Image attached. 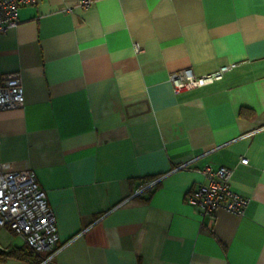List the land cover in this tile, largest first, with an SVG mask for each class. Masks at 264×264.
Wrapping results in <instances>:
<instances>
[{
    "label": "crops",
    "instance_id": "crops-1",
    "mask_svg": "<svg viewBox=\"0 0 264 264\" xmlns=\"http://www.w3.org/2000/svg\"><path fill=\"white\" fill-rule=\"evenodd\" d=\"M78 1L22 5L0 33V75L19 73L24 98L0 111V165L46 192L59 241L44 264H264V0ZM230 63L204 87L168 81ZM205 165L231 169L242 215L186 202ZM14 248L0 227V264H33L2 256Z\"/></svg>",
    "mask_w": 264,
    "mask_h": 264
},
{
    "label": "built area",
    "instance_id": "built-area-1",
    "mask_svg": "<svg viewBox=\"0 0 264 264\" xmlns=\"http://www.w3.org/2000/svg\"><path fill=\"white\" fill-rule=\"evenodd\" d=\"M39 0H0V33L17 24L18 10L22 5H36ZM95 0H79L82 9ZM135 52L140 51L137 43ZM235 66L230 63L218 69L197 75L190 67L172 71L168 81L175 92L204 87L222 79ZM23 85L19 73L0 75V111L18 109L23 106ZM239 162L246 164V157ZM179 165L177 168H181ZM203 180L186 194V202L199 208L200 216H213L221 209L234 215H242L249 199L230 188L232 171L227 167L213 168L205 165L200 169ZM158 177L141 183L133 196L151 191ZM0 227H6L20 236L25 245L39 258L38 264L51 260L57 250L58 234L53 212L48 204L45 190L39 185L33 170L4 171L0 165ZM45 253H48L45 255Z\"/></svg>",
    "mask_w": 264,
    "mask_h": 264
},
{
    "label": "trees",
    "instance_id": "trees-1",
    "mask_svg": "<svg viewBox=\"0 0 264 264\" xmlns=\"http://www.w3.org/2000/svg\"><path fill=\"white\" fill-rule=\"evenodd\" d=\"M239 115L242 117H249L252 115V111L247 108H240L239 110ZM155 178L154 176L146 177L147 180ZM145 179V180H146ZM151 191H147V193H150ZM27 247V246H26ZM27 252H24L22 249L14 248L11 249L10 251H7L6 253H3L2 256L4 257H15V258H20V257H32L34 259L33 264H38L40 261V258L31 250L27 247Z\"/></svg>",
    "mask_w": 264,
    "mask_h": 264
}]
</instances>
